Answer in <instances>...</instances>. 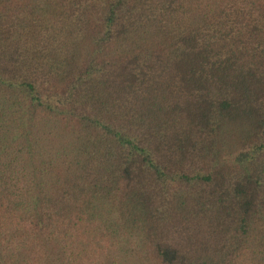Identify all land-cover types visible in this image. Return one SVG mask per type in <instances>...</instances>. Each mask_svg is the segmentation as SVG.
Wrapping results in <instances>:
<instances>
[{"label": "trees", "instance_id": "obj_1", "mask_svg": "<svg viewBox=\"0 0 264 264\" xmlns=\"http://www.w3.org/2000/svg\"><path fill=\"white\" fill-rule=\"evenodd\" d=\"M0 264H264V0H0Z\"/></svg>", "mask_w": 264, "mask_h": 264}]
</instances>
